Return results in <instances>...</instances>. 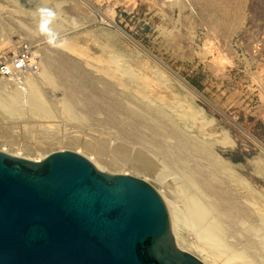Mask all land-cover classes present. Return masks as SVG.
<instances>
[{
  "label": "rangeland",
  "instance_id": "374dc122",
  "mask_svg": "<svg viewBox=\"0 0 264 264\" xmlns=\"http://www.w3.org/2000/svg\"><path fill=\"white\" fill-rule=\"evenodd\" d=\"M211 11L197 0H0V102L16 111L0 118V151L30 160L76 152L107 172L144 180L176 210L172 232L181 249L211 264H264V217L254 215L250 230L212 207L221 202L248 215L247 187L264 200V0H241L242 18L233 28L215 29L214 19L225 12ZM21 61V69H10ZM88 61L112 67L115 76ZM44 65L54 82L41 78ZM5 68L10 74L3 77ZM134 72V86L127 87ZM26 78L37 85L49 115L28 109L24 94L22 108L12 101L17 87H28ZM155 78L159 88L150 87ZM145 86L147 99L140 96ZM65 107L82 120H68ZM102 141L111 149L124 144L145 151L162 175L140 163L100 162ZM218 159L239 186L223 177ZM206 171L218 174L212 189L204 184ZM191 197L224 227L219 243L208 241V226L188 214Z\"/></svg>",
  "mask_w": 264,
  "mask_h": 264
},
{
  "label": "water",
  "instance_id": "95a60500",
  "mask_svg": "<svg viewBox=\"0 0 264 264\" xmlns=\"http://www.w3.org/2000/svg\"><path fill=\"white\" fill-rule=\"evenodd\" d=\"M0 264H205L181 249L161 194L144 180L54 152L0 151Z\"/></svg>",
  "mask_w": 264,
  "mask_h": 264
},
{
  "label": "bare ground",
  "instance_id": "6f19581e",
  "mask_svg": "<svg viewBox=\"0 0 264 264\" xmlns=\"http://www.w3.org/2000/svg\"><path fill=\"white\" fill-rule=\"evenodd\" d=\"M154 1V0H153ZM197 1H199V2H201L202 4H204L205 5V7L206 8H208V9H210V11H211V9H214V10H212L210 13H214L213 11H215L216 10V7L217 8H219V12L221 13L222 11H224L225 12V16L224 17H226V18H221V16H220V18L219 19H214V20H216V21H213V26L215 27V29H217V28H219V27H221V26H223V25H225V26H227V28H233V27H235L237 24H240L239 22L241 21V13H239L240 11V8H241V0H197ZM12 2V1H11ZM152 2V1H151ZM150 2V3H151ZM152 5H157V4H152ZM235 6V7H234ZM210 15V14H209ZM217 15V14H216ZM221 15V14H220ZM219 17V16H218ZM228 22V23H227ZM173 31V30H172ZM175 31V30H174ZM168 35V34H167ZM82 42V41H81ZM81 44V43H80ZM86 44V43H85ZM85 46V45H84ZM69 48V47H68ZM92 48V47H91ZM93 48H94V46H93ZM67 49V48H66ZM70 49V48H69ZM71 50V49H70ZM69 51V50H68ZM99 53V52H98ZM72 54H74L73 52H72ZM95 54V53H94ZM103 54V53H102ZM102 57V56H101ZM82 58V57H81ZM99 58V57H98ZM31 61V60H30ZM89 62V61H88ZM42 63V62H41ZM97 63H99V62H97ZM115 63V62H114ZM113 63V64H114ZM110 64V63H109ZM124 64V63H123ZM42 65H43V63H42ZM88 65L90 66V67H93V68H95L98 72H100V73H104L107 77L108 76H110V74H111V72H113L114 73V69L112 70L111 68L112 67H110L109 69H108V66H106V67H104V66H102V65H97V64H95V63H93V62H89L88 63ZM111 65V64H110ZM115 65H117L116 63H115ZM120 66H122V64L120 65ZM127 66V65H126ZM41 67H43V66H41ZM117 67H119V66H117ZM107 68V69H106ZM43 70H42V72H41V78L43 79V80H45V81H47V82H50V83H52V82H54L55 81V78L50 74V72L47 70V67H45V65H44V68H42ZM111 69V70H110ZM118 69H120V68H118ZM132 68H130V70H131ZM129 70V71H130ZM41 71V70H40ZM132 71V70H131ZM115 72H117V71H115ZM119 72H124V71H119ZM133 72V71H132ZM142 73V72H141ZM120 74V73H119ZM119 74H117V75H119ZM122 74V73H121ZM137 73H135L134 72V74H128L127 76L129 77V79H128V83H125V81H124V83L127 85V87H129V85H131L132 87L134 86L133 84H134V82H135V80H136V77H135V75H136ZM139 74V73H138ZM137 74V75H138ZM17 75V74H16ZM114 76H115V73L113 74ZM113 76V77H114ZM147 76V75H146ZM32 77V76H31ZM112 77V76H111ZM137 78H139V77H137ZM29 78H26V83H27V90L26 89H24V90H22V89H15V93L14 94H16V97H15V95L13 94L11 97L13 98H17L16 100L14 99H12V98H10V99H12V101L13 102H15V104H16V106H18V108H22V104H21V102L19 101V97H20V95L21 94H24V95H26L27 96V101H26V103H27V107H28V109H31L33 112H35V113H37V114H40L41 116H47V115H49V113H48V110H47V107H46V105H45V102H44V100H43V98H42V96H41V94H40V92H39V90H38V88H37V85H35L34 84V81H32V80H28ZM112 79H114V78H112ZM139 80V79H138ZM122 81H120V83H121ZM127 82V81H126ZM137 82V81H136ZM119 83V82H118ZM141 83V82H140ZM124 84V85H125ZM157 84H160V79L159 78H155L154 79V81H153V83H152V85L150 84V87H155V86H157L158 88H159V85H157ZM17 85V84H16ZM121 85V84H120ZM123 85V84H122ZM161 85V84H160ZM9 86V85H8ZM11 86V85H10ZM10 86H9V88H10ZM140 86H142V83H141V85ZM13 87V86H12ZM16 87V86H15ZM146 87V86H145ZM143 88H144V86H143ZM161 88V87H160ZM11 89H13L14 90V88H11ZM137 89H138V87H137ZM149 89V88H148ZM170 88L169 87H163V88H161L160 90H159V92H162V93H168V90H169ZM172 89V88H171ZM24 92H22V91ZM146 90H147V87H146V89H143L142 90V93H141V97L143 98V99H147L146 98ZM150 90V89H149ZM148 90V91H149ZM10 91V90H9ZM8 91V92H9ZM12 91V90H11ZM7 92V91H6ZM150 92V91H149ZM11 93V92H10ZM170 93V92H169ZM171 94V93H170ZM171 95H173V94H171ZM10 96V95H9ZM25 96V97H26ZM165 96H167V95H165ZM167 97H169V95L167 96ZM1 99H3V98H1ZM6 99H8L9 100V98H6ZM5 99V100H6ZM4 101V100H3ZM11 101V100H10ZM10 101H9V103H10ZM7 103V102H6ZM5 103V104H6ZM4 103H2V102H0V118L2 117V115H5V113L7 112V114L8 113H11V114H9V115H16V111H15V109H13L12 107H9V106H7V105H5ZM10 104H12V103H10ZM14 104V103H13ZM12 104V105H13ZM179 104H182V103H179ZM12 105H10V106H12ZM145 106H148L147 104H145ZM174 106V105H173ZM14 107V106H13ZM184 107H186V106H183V108ZM187 107H189L188 105H187ZM27 109V108H26ZM69 108H66L65 107V111H66V113H67V117H68V120L69 119H71V120H76V121H81L82 120V118H79V117H77L76 116V113H75V111L73 110V109H71V110H68ZM181 109V108H180ZM187 109V108H186ZM188 109H190V108H188ZM24 110V109H23ZM190 111H192V110H190ZM186 111H184V113H185ZM188 113V112H187ZM184 115V114H183ZM31 116V115H30ZM5 117V116H4ZM186 117V116H185ZM31 118V117H30ZM2 119V118H1ZM26 119V118H25ZM33 119H34V117H33ZM3 120V119H2ZM6 120V118L4 119V121ZM9 120V119H8ZM33 121V120H32ZM85 121V119L83 118V122ZM26 122V121H25ZM35 122V121H34ZM11 123V122H10ZM82 123V122H81ZM43 124V123H42ZM28 125V124H27ZM79 126V125H78ZM76 128H77V126H75ZM45 128V127H44ZM79 128V127H78ZM81 128V127H80ZM3 129V128H2ZM40 129H42V127L40 128ZM49 129V128H48ZM38 130H39V128H38ZM37 131V130H36ZM33 132V131H32ZM39 132H40V130H39ZM100 133V132H99ZM43 134H45V133H43ZM42 134V130H41V135L42 136H44ZM75 134V133H74ZM40 135V134H39ZM79 135V134H78ZM46 136V135H45ZM80 136V135H79ZM70 137V136H69ZM97 137V136H96ZM40 138V137H39ZM47 138V137H46ZM55 138V137H54ZM93 137H91V139H92ZM41 139H43V137L41 138ZM45 139V138H44ZM67 139V138H66ZM90 140V139H89ZM96 140V139H95ZM98 140V139H97ZM102 140V139H101ZM100 140V141H101ZM104 140V139H103ZM76 141V140H75ZM88 140H86V142H84L85 143V145L87 144L88 146H92V144H94L92 141H90V142H87ZM99 141V142H100ZM44 142V141H43ZM92 142V143H91ZM98 142V143H99ZM42 144V143H41ZM48 144H49V142H48ZM51 144V143H50ZM178 144L181 146V147H184L185 148V152L189 155V156H191V154H190V152H189V148H188V144H187V140L186 139H182V138H180L179 139V142H178ZM167 145V144H166ZM48 146V145H47ZM91 148V147H90ZM35 149V148H34ZM40 149V148H39ZM89 149V148H88ZM95 150V149H94ZM157 150H159V149H156L155 151H157ZM161 150H163L162 148H161ZM160 150V151H161ZM99 151V152H98ZM79 152V151H78ZM97 152L99 153V160H100V162H107V163H109V164H111V165H113V166H117V165H123V164H131V165H137L136 163H140V164H144V168H145V170L147 169V170H149V171H147V172H153L154 170H156V171H154V173H156V172H159V174H160V170L159 171H157V165H155L156 163L154 162H152L150 159H149V157H148V155L146 154V153H144L145 151H141L140 152V150H139V152H136V151H134V149L133 150H131L130 148H128V147H126V146H124V144H117L116 146H114L112 149L110 148V145L108 144V143H105V141L103 142L102 141V143L99 145V147H98V149H97ZM143 152V153H142ZM162 152V151H161ZM163 153H165L166 154V152H163ZM79 154V153H78ZM149 154V153H148ZM18 155V154H17ZM149 156H150V154H149ZM87 157V156H86ZM167 157H169V156H167ZM166 157V158H167ZM88 159L90 160V161H92V159L90 158V157H88ZM108 159V160H107ZM152 159V158H151ZM189 159V158H188ZM34 160V159H33ZM179 160H180V158H179ZM178 160V161H179ZM190 160V159H189ZM34 161H40V159H38V160H34ZM171 161V160H170ZM175 161H177L176 159H175ZM96 166H97V168H99L100 170H103V171H105L104 169H103V167L100 165V164H98L97 162H95V161H92ZM173 162V161H172ZM134 163V164H133ZM140 164H139V166H140ZM183 165V164H182ZM218 170L220 169V170H222V171H224V173H226L227 175H225V176H223L224 178H228V180H231V181H229V182H231V183H236V185H238V184H240V180L237 178V177H235L232 173H231V171L229 170V167L225 164V162H223V161H221V159H218ZM185 166V165H184ZM123 167V166H122ZM157 167V168H156ZM165 167V166H164ZM151 170V171H150ZM189 170V169H188ZM187 170V171H188ZM163 171V170H162ZM157 175V176H160V175H162V174H160V175ZM206 174H207V176H206V179H205V181H204V184H205V186H207V188L209 189H212V188H214V186H216V184H217V182H219V179H218V174L216 173V172H207L206 171ZM205 175V174H204ZM157 176H156V178H157ZM161 177V176H160ZM191 178H192V176H191ZM187 179V178H186ZM195 179V178H194ZM189 180V179H188ZM192 182L193 183H196V179H195V181L193 180V178H192ZM238 183V184H237ZM242 184V183H241ZM194 185H196V184H194ZM220 185V184H219ZM243 185V184H242ZM221 186H222V183H221ZM239 186V185H238ZM223 187V186H222ZM174 188V187H173ZM245 188V187H244ZM196 189V188H195ZM228 190V189H227ZM246 190H247V203H248V207H249V214L248 215H245L244 217L243 216H241L238 212H235V211H233V210H229V209H227V208H224V205L220 202H218V201H216V202H218L217 204H215V203H212V207L214 208L213 209V211L214 210H216V211H218V212H222L223 213V210H224V213L226 212V215H224V216H226V218H232V220L235 222V223H237V224H240V225H242L243 227H246V226H248V228L252 225L251 224V220H252V217H254V215H259V214H261V216L262 217H264V200L263 199H261V198H259V196H258V194L252 189V188H249V187H247L246 188ZM208 194V193H207ZM194 196V195H193ZM235 196V195H234ZM239 196V195H238ZM196 197V196H195ZM198 197V196H197ZM196 197V198H197ZM209 197V196H208ZM245 198H246V196H245ZM198 199V198H197ZM209 200H210V198H209ZM214 201V200H213ZM203 202V201H202ZM239 202V201H238ZM189 207H188V214H191V215H194L195 217H196V219L198 220V222H197V224H199V226H203L204 224H206L207 226H208V229L210 230H208L209 231V240L208 241H210L211 240V242H213V243H215L216 242V244L217 243H219L220 242V240L218 241V239H220V238H222V237H224L225 238V236H226V232H225V230H224V227L222 226V224H220V223H218L219 221L218 220H214V219H211L210 217H208V215H209V213L207 212V211H209V210H207V208L205 207V206H203L199 201H197L195 198H193V197H191L190 198V201H189ZM205 203V202H204ZM203 203V204H204ZM169 204V203H168ZM208 204V203H207ZM171 205V204H170ZM205 205V204H204ZM209 206H210V204H208ZM167 208H168V210H169V213H170V216H171V218H172V230H174L173 229V227H174V224H175V221H177V219H176V216H177V214H176V210H174V208L172 209V207H170L169 205H167ZM206 208V209H205ZM207 210V211H206ZM215 211V212H216ZM211 214V213H210ZM219 215H220V213H218ZM229 217H228V216ZM188 216V215H187ZM190 216V215H189ZM193 216V218H195ZM223 217V216H222ZM191 218H192V216H191ZM218 221V222H217ZM249 224V225H248ZM195 225V224H194ZM198 226V227H199ZM250 230H253V227H250L249 228ZM247 231H248V229H246ZM177 231V230H176ZM207 232V231H206ZM205 236V235H204ZM206 237V236H205ZM208 238V237H207ZM177 244H178V246L180 247V248H182L181 246H180V244L177 242ZM219 245V244H218ZM215 246V245H214ZM184 251H185V249H184ZM230 254H232V256H233V258L236 256H234V254H233V252H231ZM222 257V256H221ZM225 257V256H224ZM229 258H231L232 259V257L230 256ZM211 259V258H210ZM206 260V259H205ZM205 260L203 261L205 264H211V263H209V262H205ZM242 260H244V259H242ZM216 261V260H215ZM218 262V261H217ZM220 262H221V260H220ZM241 262V261H240ZM248 264V263H247Z\"/></svg>",
  "mask_w": 264,
  "mask_h": 264
},
{
  "label": "built area",
  "instance_id": "2783aa9c",
  "mask_svg": "<svg viewBox=\"0 0 264 264\" xmlns=\"http://www.w3.org/2000/svg\"><path fill=\"white\" fill-rule=\"evenodd\" d=\"M23 66H24V63L21 61V62H19L16 65L15 68H10V69H13V70L17 71V70L21 69ZM7 71H9V69L8 68H5L4 71H3V73H2L3 74V77H5L6 75H9L10 74V73H7ZM11 75H13V74L11 73Z\"/></svg>",
  "mask_w": 264,
  "mask_h": 264
}]
</instances>
